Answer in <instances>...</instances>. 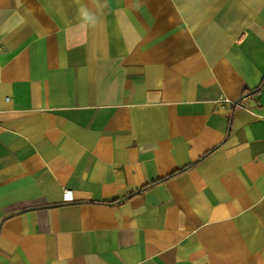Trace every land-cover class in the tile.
<instances>
[{
  "label": "crops",
  "instance_id": "0c3cea01",
  "mask_svg": "<svg viewBox=\"0 0 264 264\" xmlns=\"http://www.w3.org/2000/svg\"><path fill=\"white\" fill-rule=\"evenodd\" d=\"M262 78L264 0H0V264H264Z\"/></svg>",
  "mask_w": 264,
  "mask_h": 264
},
{
  "label": "trees",
  "instance_id": "16d2710c",
  "mask_svg": "<svg viewBox=\"0 0 264 264\" xmlns=\"http://www.w3.org/2000/svg\"><path fill=\"white\" fill-rule=\"evenodd\" d=\"M262 88H264V78H262V80H261V82L259 83V85H258V87L255 89V90H253V91H247L246 89H243L242 90V94L244 95V94H251V95H258L259 93H260V91H261V89ZM209 153H207L206 155H208ZM205 155V156H206ZM188 167H186V168H183L182 170H179V171H176V172H174V173H171L170 175H168V176H166V177H164V178H162V179H158L154 184H160V183H163V182H165V181H167V180H170V179H172L173 177H175L176 175H178V174H180V173H182V172H184L186 169H187ZM148 188V186H144V187H142L140 190H138V191H136L134 194H131L130 195V197H132L133 195H139L142 191H144L145 189H147ZM129 197V198H130ZM119 201H114V202H112V203H101L102 205H110V204H115V203H118Z\"/></svg>",
  "mask_w": 264,
  "mask_h": 264
},
{
  "label": "built area",
  "instance_id": "2783aa9c",
  "mask_svg": "<svg viewBox=\"0 0 264 264\" xmlns=\"http://www.w3.org/2000/svg\"><path fill=\"white\" fill-rule=\"evenodd\" d=\"M6 101L8 100V98L5 99ZM69 192L68 191H64V196L66 200H69Z\"/></svg>",
  "mask_w": 264,
  "mask_h": 264
}]
</instances>
